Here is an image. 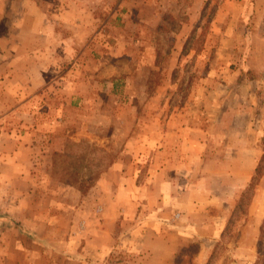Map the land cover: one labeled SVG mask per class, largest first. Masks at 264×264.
<instances>
[{"label":"rangeland","instance_id":"obj_1","mask_svg":"<svg viewBox=\"0 0 264 264\" xmlns=\"http://www.w3.org/2000/svg\"><path fill=\"white\" fill-rule=\"evenodd\" d=\"M166 262L264 264V0H0V264Z\"/></svg>","mask_w":264,"mask_h":264},{"label":"crops","instance_id":"obj_2","mask_svg":"<svg viewBox=\"0 0 264 264\" xmlns=\"http://www.w3.org/2000/svg\"><path fill=\"white\" fill-rule=\"evenodd\" d=\"M111 171H112V177H114V180L112 182L113 183L117 182L116 186H112V188L113 187L115 188L117 195H119V193L127 195V198L125 197V199H123L122 202L121 200L118 199L117 196L116 198L114 197L115 199L112 198V211L116 212V214L112 216V220H115L121 216L120 213L117 214L120 210H124V209L131 210L134 208L138 191L134 188L133 171L131 170L123 171L120 169L118 170L117 165L112 166V170L110 169L108 172H111ZM108 174L110 173H106V175ZM174 194L176 195L174 198H172L173 200L172 207L178 208L177 210L182 211L181 213H178V211L176 210L181 222H184V225H186L184 227H188L191 222V217L193 215L191 214V212H189V203L187 204V202H184V201L190 198L191 193L189 191H186L182 193L177 192ZM187 231H189V227ZM188 236L189 235L186 234L184 235L183 238L186 239L188 238ZM179 243H181L180 240H178V244ZM166 258H169V257H166ZM165 264H167V262Z\"/></svg>","mask_w":264,"mask_h":264}]
</instances>
